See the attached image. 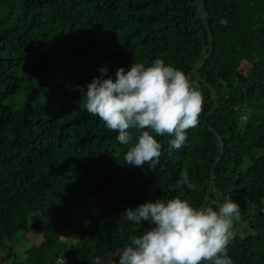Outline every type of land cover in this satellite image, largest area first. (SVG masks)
<instances>
[{
    "label": "trees",
    "instance_id": "obj_1",
    "mask_svg": "<svg viewBox=\"0 0 264 264\" xmlns=\"http://www.w3.org/2000/svg\"><path fill=\"white\" fill-rule=\"evenodd\" d=\"M156 58L198 84L203 109L181 148L157 137L151 169L125 164L85 101L102 68L115 80ZM177 196H231L228 255L264 264V0H0V264H105L151 227L127 209ZM28 231L42 239L18 248Z\"/></svg>",
    "mask_w": 264,
    "mask_h": 264
},
{
    "label": "clouds",
    "instance_id": "obj_2",
    "mask_svg": "<svg viewBox=\"0 0 264 264\" xmlns=\"http://www.w3.org/2000/svg\"><path fill=\"white\" fill-rule=\"evenodd\" d=\"M94 78L87 86V111L117 133L129 146L125 164L153 169L162 154L158 136H172L169 148L187 142V130L195 127L203 109V95L195 81L180 69L156 58L150 65L132 63L116 70V79ZM195 191L187 172L177 186ZM130 221H149L151 227L131 243L105 258V264H233L228 245L240 219V205L231 196L215 209L194 207L179 196L156 199L123 213Z\"/></svg>",
    "mask_w": 264,
    "mask_h": 264
},
{
    "label": "rangeland",
    "instance_id": "obj_3",
    "mask_svg": "<svg viewBox=\"0 0 264 264\" xmlns=\"http://www.w3.org/2000/svg\"><path fill=\"white\" fill-rule=\"evenodd\" d=\"M248 69H249V64L246 61H242L237 69V73L245 75L248 72ZM235 223L237 225L238 221H236ZM41 239H42V236L40 234L38 235L31 231H28L21 235L19 239V245L17 244V246H19L18 248L20 249H24L30 243L39 242ZM17 260L18 258H14L13 260H11L9 264H16Z\"/></svg>",
    "mask_w": 264,
    "mask_h": 264
}]
</instances>
